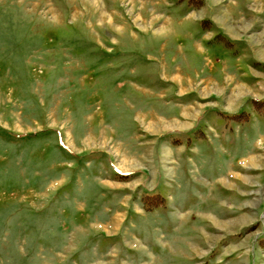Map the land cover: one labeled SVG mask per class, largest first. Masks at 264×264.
Wrapping results in <instances>:
<instances>
[{
  "label": "rangeland",
  "instance_id": "374dc122",
  "mask_svg": "<svg viewBox=\"0 0 264 264\" xmlns=\"http://www.w3.org/2000/svg\"><path fill=\"white\" fill-rule=\"evenodd\" d=\"M0 264H264V0H0Z\"/></svg>",
  "mask_w": 264,
  "mask_h": 264
},
{
  "label": "trees",
  "instance_id": "16d2710c",
  "mask_svg": "<svg viewBox=\"0 0 264 264\" xmlns=\"http://www.w3.org/2000/svg\"><path fill=\"white\" fill-rule=\"evenodd\" d=\"M189 3H191L190 1H189ZM152 199V198H151Z\"/></svg>",
  "mask_w": 264,
  "mask_h": 264
},
{
  "label": "crops",
  "instance_id": "0c3cea01",
  "mask_svg": "<svg viewBox=\"0 0 264 264\" xmlns=\"http://www.w3.org/2000/svg\"><path fill=\"white\" fill-rule=\"evenodd\" d=\"M223 227H225V226H223Z\"/></svg>",
  "mask_w": 264,
  "mask_h": 264
}]
</instances>
